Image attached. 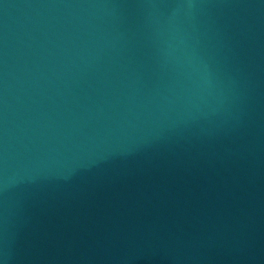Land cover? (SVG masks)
<instances>
[{"label":"water","instance_id":"obj_1","mask_svg":"<svg viewBox=\"0 0 264 264\" xmlns=\"http://www.w3.org/2000/svg\"><path fill=\"white\" fill-rule=\"evenodd\" d=\"M0 264H264V0H0Z\"/></svg>","mask_w":264,"mask_h":264}]
</instances>
